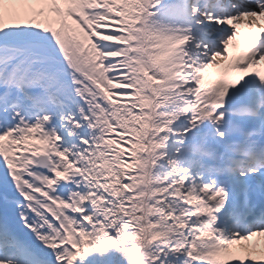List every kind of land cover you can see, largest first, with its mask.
I'll return each mask as SVG.
<instances>
[{
    "label": "snow or ice",
    "instance_id": "1",
    "mask_svg": "<svg viewBox=\"0 0 264 264\" xmlns=\"http://www.w3.org/2000/svg\"><path fill=\"white\" fill-rule=\"evenodd\" d=\"M0 264H264V0H0Z\"/></svg>",
    "mask_w": 264,
    "mask_h": 264
}]
</instances>
